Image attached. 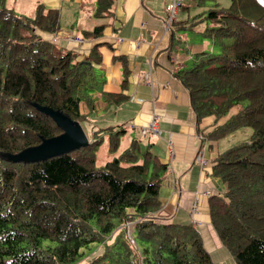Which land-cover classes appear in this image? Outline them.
I'll list each match as a JSON object with an SVG mask.
<instances>
[{
  "label": "trees",
  "instance_id": "trees-1",
  "mask_svg": "<svg viewBox=\"0 0 264 264\" xmlns=\"http://www.w3.org/2000/svg\"><path fill=\"white\" fill-rule=\"evenodd\" d=\"M0 0V264H216L192 225L156 214L167 165L134 138L96 164L107 141L117 152L124 127L96 129L93 139L40 159H15L62 128L43 108L84 121L104 103L97 45L79 58L42 38L58 29V11L38 1L34 18ZM213 2L191 22L218 47L193 55L175 77L188 90L197 121L222 117L218 138L241 127L250 138L215 160L224 190L208 201L212 228L235 264H264V0ZM111 0H97L99 11ZM102 27L92 32L100 34ZM117 99V101H118ZM128 224L131 226L129 230ZM98 248V249H97ZM99 249L101 253L95 254Z\"/></svg>",
  "mask_w": 264,
  "mask_h": 264
},
{
  "label": "crops",
  "instance_id": "crops-1",
  "mask_svg": "<svg viewBox=\"0 0 264 264\" xmlns=\"http://www.w3.org/2000/svg\"><path fill=\"white\" fill-rule=\"evenodd\" d=\"M25 1L30 16L23 9H10L32 19L39 0ZM39 2L46 9L58 11V29L38 34L65 51L77 53L80 59L97 45L101 62L95 68L104 78L102 89L107 94L122 95V99H101L104 105L84 120L95 124L89 128L90 136L83 129L88 141L96 129L108 126L124 127L130 141L141 138L142 150L148 147L167 165L156 215L167 223L194 226L214 263L231 259L212 228L208 201L224 190L212 168L218 155L234 145L225 141L238 129L218 138L210 133L238 109L232 107L225 116L208 115L197 121L189 92L174 75L176 69L186 66L188 55L205 50L199 41L188 37L190 31L203 36L199 32L202 25L191 22L205 11V3L182 0L168 23V5L173 0H111L108 10L99 13L97 0ZM18 4L24 8L21 2ZM180 8L186 13L179 12ZM95 27H102L100 34H84ZM98 112L100 115L95 116ZM105 115L109 120H104ZM151 122L157 125L159 134L142 136L140 127ZM200 154L203 160L197 161Z\"/></svg>",
  "mask_w": 264,
  "mask_h": 264
},
{
  "label": "rangeland",
  "instance_id": "rangeland-1",
  "mask_svg": "<svg viewBox=\"0 0 264 264\" xmlns=\"http://www.w3.org/2000/svg\"><path fill=\"white\" fill-rule=\"evenodd\" d=\"M19 2H21V5L24 6V8H22L18 4ZM25 3H26L25 0H6L5 1V5H6L7 8H9V9L10 8H13L14 10H18V11L20 9H23L24 14L26 16H30L29 15V12L26 11V9H25ZM217 3H218V7H227L231 3V0H217ZM212 4H213V2H207V3H205L203 9L205 8V10H207V8L210 5H212ZM182 11L186 13L185 10H182V8H180L179 12H182ZM190 13L193 14V9L190 11ZM188 35H189L188 37L190 39L192 38V39H195V40L199 41L203 45L202 46L203 49H205L207 51H211L212 53L217 52L218 47L216 45H214L209 38L200 36L199 34L194 33L192 31H190L188 33ZM192 61H193V56L192 55H188V57L186 59V66H189L192 63ZM90 114H92V113H90ZM98 115H100V112H98L97 115H95V116H98ZM107 116L108 115H105L104 120H109L110 116H108V118H107ZM90 117H91V115H90ZM95 120L97 122H100V123L103 122L102 119L96 118ZM81 122H83V123H81V126L83 127L86 135L87 136H90L89 128L91 126L94 128V125H95L94 122L93 123H90V124L89 123H84V121H81ZM251 133H252V129L250 127H247V126L241 127L240 129H238L235 132V134L232 136V138H227V140L225 142L227 144H235V143H238V142L246 141V140H248L250 138ZM129 142H130L129 138L127 136L123 135V137L121 138V143H120V146H119L117 152L111 153L107 149V144H106L107 141L104 140V142L102 143V145L98 148V150L96 152V157H97L96 164L98 166L103 165L104 162L107 159H110V158L118 155V153H120L124 148H126L128 146V144H129ZM131 226L132 225L128 224V227H129V230L130 231H131ZM101 252H102V250L99 249L95 254L93 253V255L91 256V258L95 257L96 254H99ZM218 264H235V263L233 262L232 259H224L221 262H218Z\"/></svg>",
  "mask_w": 264,
  "mask_h": 264
},
{
  "label": "water",
  "instance_id": "water-1",
  "mask_svg": "<svg viewBox=\"0 0 264 264\" xmlns=\"http://www.w3.org/2000/svg\"><path fill=\"white\" fill-rule=\"evenodd\" d=\"M43 110L54 118L56 123L62 128V132L56 136L44 139L39 145L24 149L13 156L15 159L45 158L89 142L79 121L72 120L50 108H43Z\"/></svg>",
  "mask_w": 264,
  "mask_h": 264
},
{
  "label": "built area",
  "instance_id": "built-area-1",
  "mask_svg": "<svg viewBox=\"0 0 264 264\" xmlns=\"http://www.w3.org/2000/svg\"><path fill=\"white\" fill-rule=\"evenodd\" d=\"M181 4H182V0H173V2L168 5V23H170L171 20L174 19L175 13ZM140 133L142 136L156 135L159 134V128L155 123L151 122L149 124L140 127ZM196 160L202 161L203 160L202 155L201 154L198 155L196 157Z\"/></svg>",
  "mask_w": 264,
  "mask_h": 264
}]
</instances>
